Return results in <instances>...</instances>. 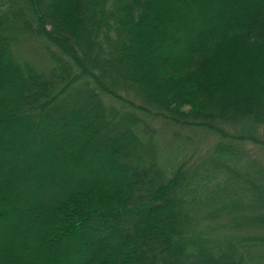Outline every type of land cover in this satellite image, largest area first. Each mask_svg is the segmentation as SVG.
<instances>
[{"label": "trees", "instance_id": "1", "mask_svg": "<svg viewBox=\"0 0 264 264\" xmlns=\"http://www.w3.org/2000/svg\"><path fill=\"white\" fill-rule=\"evenodd\" d=\"M0 65V264H264V0H0ZM92 107L78 165L19 168ZM158 123L214 140L187 153L178 129L166 155Z\"/></svg>", "mask_w": 264, "mask_h": 264}, {"label": "rangeland", "instance_id": "2", "mask_svg": "<svg viewBox=\"0 0 264 264\" xmlns=\"http://www.w3.org/2000/svg\"><path fill=\"white\" fill-rule=\"evenodd\" d=\"M187 34H190V29H188L186 27V28H184V31H182V36L187 35ZM153 47L154 46L152 45V43L148 42L146 44V47H145V49H146L145 52L150 53L151 49H153ZM180 47H181V44L179 45L178 48L173 49V53L177 54L180 51ZM167 50L165 51L166 53H167ZM14 53H13V55L15 57H17L18 61L23 60L24 58L29 59V57H32V60H33V57H35V62H33L35 65H37V66L40 65L43 67H45L47 65V62L45 60L46 54L44 53L43 49L41 47H39L38 45L27 46L25 44L24 40H22L21 44H19L16 47V50L14 51ZM0 69H2V71H0V81H3L4 78L6 79L7 77H9L13 73L12 68L10 66L4 67L3 65H0ZM13 96L16 97L15 94H13ZM103 101L106 105L105 100H103ZM0 106H2L4 108L9 107V103L0 101ZM175 108H177L178 111L181 110L182 112H185V113L187 112V113H192V114L205 113V112L208 113V111L210 110V106L208 103L202 102V101L198 100L197 98H192L191 100L185 101L184 103L182 102L178 106H175ZM100 112H101V110L99 108H94V107L90 108L87 118H88V120H94V122L90 123V124L87 123V124H84L82 126H72V129L70 131L66 132L65 136H67L70 139V140L67 139L69 141L68 144L74 145L73 148H71L70 146H67V145L62 147V143H66V140L64 141V139H63L64 130L62 131V129L59 127L54 128V129L50 130L48 133L50 134V136L52 138V141H53L52 144L56 145V147L52 146V148L56 150L55 151L56 153L54 152L55 156H53L52 152L47 151L45 149L46 144H48V143H46V141L45 142L41 141V144H40L39 139H36L37 143L34 142L35 143L34 145L39 143L38 144L39 146L37 145L38 148H36L35 150L33 149L34 146H32V150L34 151L32 154H34V155L31 156V155L26 154V155H24V157L19 158V168L20 169H23V168L28 169V167H30L31 170H33V171L40 170V171H43L44 173H47L48 171H53L54 169H56L55 166L57 163H55L54 160H57L61 164L60 166L63 169L68 168V167L69 168L73 167L74 165H78L79 161H78V159L74 158V152L79 147L80 148L83 147V145H84L83 139H84L85 134L91 135L99 129V124H98V121L96 120V118L99 116ZM59 113L61 116L62 111H60ZM25 123H26V120L24 121L23 126L26 125ZM155 125H157V128L161 131L162 143H164L165 145H167V144L170 145L172 143V141H173L172 140V133H174V134L177 133L178 129H180V131L183 135H185V136L190 135L192 137V144L186 150L187 153L192 152L194 147L197 148L200 146H204V144L209 145L214 140V137L212 135L206 134V133L201 132V131H199V132L196 130L191 131V132H188L187 130L183 131L184 128H181L177 124H172V123L161 124V123H158ZM169 126L175 127L176 129L175 128H174L175 130L171 129V128L169 129ZM105 139H107V138H104L103 141H105ZM168 145L164 148L166 155H167V153H169L167 151V150H169ZM174 146H175V144H173V147H171L170 149H173ZM99 149H101V146L97 147L96 149H93L92 152H94V153H91L88 155L89 156H97L96 154H98V153H95V152H98L96 150H99ZM59 152L61 155L58 154ZM257 152L261 153V151H257ZM54 157L56 159H54ZM57 166H59V165H57ZM86 176H88V174ZM22 196L25 200H32L30 198L29 194L26 192H23ZM41 196L43 198H45L44 199L45 204L47 203V205H48L49 201H50L49 199L51 197L50 192L46 191L45 193H41L40 197ZM23 205H24V203H23ZM1 221H3V219H0V222ZM32 223H33V220L26 217L25 223L23 226L25 229H27L28 227H30L32 225ZM20 226L21 225L19 224V225H16L15 227H20ZM38 227H40V225H38ZM40 230L41 231H39V229H38L37 232L35 233V237L37 238V243L35 246L38 249H40V251L43 252L44 248H46L48 245V240L50 239V235L48 233H46V230H42V229H40ZM69 239H70V236H68V238H64L62 240L57 241L56 244L54 245V249H55V247L58 248L59 245H62V243H64L65 241H67ZM102 246H103V243H100L99 246H97V247L102 248ZM87 259H88V257H86V256L78 258L75 261V264H81L83 262H86Z\"/></svg>", "mask_w": 264, "mask_h": 264}]
</instances>
